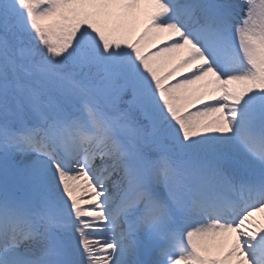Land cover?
Wrapping results in <instances>:
<instances>
[{
    "label": "snow or ice",
    "instance_id": "obj_1",
    "mask_svg": "<svg viewBox=\"0 0 264 264\" xmlns=\"http://www.w3.org/2000/svg\"><path fill=\"white\" fill-rule=\"evenodd\" d=\"M0 264H264V0H0Z\"/></svg>",
    "mask_w": 264,
    "mask_h": 264
},
{
    "label": "rangeland",
    "instance_id": "obj_2",
    "mask_svg": "<svg viewBox=\"0 0 264 264\" xmlns=\"http://www.w3.org/2000/svg\"><path fill=\"white\" fill-rule=\"evenodd\" d=\"M158 45H160V44L154 45L153 48H154V47H157ZM128 99H130V98H128V96H125V97H124V100H125V101L128 100ZM121 106H123V107L126 106V107H127V104H126V103H122Z\"/></svg>",
    "mask_w": 264,
    "mask_h": 264
},
{
    "label": "bare ground",
    "instance_id": "obj_3",
    "mask_svg": "<svg viewBox=\"0 0 264 264\" xmlns=\"http://www.w3.org/2000/svg\"><path fill=\"white\" fill-rule=\"evenodd\" d=\"M159 44V43H158ZM257 219H260V216L259 215H257V217H256Z\"/></svg>",
    "mask_w": 264,
    "mask_h": 264
}]
</instances>
